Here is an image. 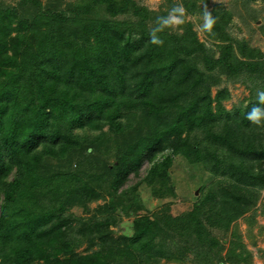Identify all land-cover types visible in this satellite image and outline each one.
Masks as SVG:
<instances>
[{"label": "trees", "instance_id": "obj_1", "mask_svg": "<svg viewBox=\"0 0 264 264\" xmlns=\"http://www.w3.org/2000/svg\"><path fill=\"white\" fill-rule=\"evenodd\" d=\"M208 1L165 4H183L187 16L202 17ZM240 3L258 12L253 0ZM167 12L136 0H0V264H110L117 253L133 258L135 251L161 259V230L174 250L184 233L198 239L199 249L214 243L220 212L207 210L213 187L196 209L201 214L186 221L168 208L149 217L137 195L141 185L158 182L154 196H174L167 170L176 156L216 179L223 163L238 174L246 187L233 185L220 198L236 211L227 224L246 211L238 201L251 204L258 193L247 186L264 187V142L246 119L264 88L263 53L230 35V13H213L210 43L187 22L183 32L161 33L162 47L152 45L150 29ZM240 80L252 99L232 116L223 85ZM100 185L134 216L130 246L70 257L77 234L104 243L109 237L106 221L87 231L82 221L73 225L63 216L66 203L84 207L100 199Z\"/></svg>", "mask_w": 264, "mask_h": 264}, {"label": "rangeland", "instance_id": "obj_2", "mask_svg": "<svg viewBox=\"0 0 264 264\" xmlns=\"http://www.w3.org/2000/svg\"><path fill=\"white\" fill-rule=\"evenodd\" d=\"M16 1L4 0L7 5H14ZM62 1L70 3L72 0ZM136 1L140 6H146L154 12H166V10L171 8V5L165 4V0ZM253 1V6L258 11L253 14L240 3L241 0H209L206 8L212 15L213 13H217V17L218 15L230 13V35L239 43H246L250 48L261 51L264 56V3L261 0ZM187 22H190V27L195 31L201 42L210 43L209 36L206 33L200 32L198 28L203 23L202 17L187 16L184 25ZM184 25L181 26L182 30L172 29L171 31L174 33L175 31L183 32ZM214 50V55H218L217 50ZM223 86H226L230 97L224 102V109L230 112L232 116L238 110L243 114V111L251 103L252 99L251 89L248 84L240 80ZM214 94L215 90H212V95ZM237 116L240 115L238 114ZM257 131L260 132L259 136L264 142V128H258ZM115 158L112 150L110 161ZM74 165L76 164H73L72 167ZM262 168L264 170V162ZM50 169L57 171L61 168L50 165ZM167 175L170 179L168 188L175 192L174 196L166 198L154 196V191H158L159 189L158 182H155L153 185L143 184L137 190V195L140 197L146 211L151 213L149 217H152L151 215L154 213H163L165 215L164 211L166 208H168V213L172 218H180L182 221H186L196 211L197 214H201V211L196 209H199L198 207H200V203L205 197V193L208 192V189L213 187L216 198L214 202H209L207 210L215 209L220 212L218 224H215L211 230V237H213L215 242L211 244L208 242V244L199 249L200 244L197 241L198 239L192 234L184 233L177 238L180 244L178 245V249H175L178 250L176 252L173 246H171V239L166 233L164 235L161 230V232H156V244H158V241L160 242L159 248L165 253L166 257L149 260L137 255L140 254L137 251L134 252L133 258L121 256V254L117 253L118 257L114 256L116 260H110V264H264V187L258 188V185H248L249 191L253 192L256 189L258 193L255 195L254 200L252 198L251 204L247 203L249 200L238 201L246 211L230 224H227L228 217L233 216L236 211L229 207L227 202L221 200L223 195L233 185L246 187V185H241L238 182L237 173L231 175L229 165L223 163L220 166L218 178L216 179L214 176L208 174L201 165L192 166L182 157L176 156L172 161L170 169L167 170ZM94 182L96 183V180ZM96 184L98 185V183ZM96 189L98 191L104 190L101 198L96 202L87 203L84 207L76 203H66L63 215L64 220L70 224L73 223V225L82 221L86 225L87 231L94 230L97 223L106 221L108 222L106 232L109 237H107V241L104 243L94 236V234L91 237L87 233L84 234V232L81 235L77 234L74 237L75 242H72L70 245L71 248L68 253L70 257H92L97 253L106 252L112 247L116 249L115 252H120V250L127 249L130 246V240L133 238L132 222L134 216L127 217L125 215L128 212L127 207L120 201H117L116 197L108 194L109 188L104 189L100 185ZM216 202L218 204L222 202V204L215 205ZM202 222L204 225L206 224L203 220ZM227 226L229 227L225 230ZM237 233L240 235V240ZM218 243L222 247V250L218 248V245L215 246ZM68 254L60 253L58 258H68ZM233 255L236 258L232 257ZM175 257L177 258L172 260Z\"/></svg>", "mask_w": 264, "mask_h": 264}, {"label": "clouds", "instance_id": "obj_3", "mask_svg": "<svg viewBox=\"0 0 264 264\" xmlns=\"http://www.w3.org/2000/svg\"><path fill=\"white\" fill-rule=\"evenodd\" d=\"M187 17V9L183 4H176L172 6L167 15L157 16L154 22V26L149 32V43L155 46L162 47L164 45V39L161 33H164L166 29H178L182 30L181 26L185 24ZM203 23L198 26L199 31L206 33L210 37L215 36L213 31L217 20L213 15L205 8L202 11ZM246 119L250 125L257 128H264V88L257 89L256 91V103L246 113ZM171 154L172 149H166ZM93 150L89 148L87 154L91 155Z\"/></svg>", "mask_w": 264, "mask_h": 264}]
</instances>
